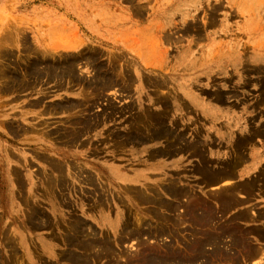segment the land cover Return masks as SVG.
Here are the masks:
<instances>
[{"label":"rangeland","instance_id":"rangeland-1","mask_svg":"<svg viewBox=\"0 0 264 264\" xmlns=\"http://www.w3.org/2000/svg\"><path fill=\"white\" fill-rule=\"evenodd\" d=\"M159 256L264 264V0H0V264Z\"/></svg>","mask_w":264,"mask_h":264},{"label":"bare ground","instance_id":"bare-ground-1","mask_svg":"<svg viewBox=\"0 0 264 264\" xmlns=\"http://www.w3.org/2000/svg\"><path fill=\"white\" fill-rule=\"evenodd\" d=\"M166 7H167V6H166ZM31 63H32V62H31ZM33 65H34V64H33ZM37 66H39V65H37ZM37 68H38V67H37ZM27 69H28V68H27ZM33 69H34V67H33ZM41 69H42V68H41ZM41 69H39V70H41ZM42 70H43V69H42ZM67 70H68V69H67ZM67 70H66V71H67ZM32 71H33V70H32ZM64 71H65V70H63V72H64ZM36 72H37V71H36ZM60 72L62 73L61 69H60ZM60 72H59L58 74L61 75ZM40 73H41V72H40ZM40 73H39V74H40ZM50 73H51V72H50ZM53 73H54V72H53ZM56 73H57V72H56ZM34 74H35V72H34ZM63 74H64V73H63ZM51 75H53V74L51 73ZM32 76H33V75H32ZM32 76H29V78H30V77L32 78ZM72 76H73V75H72ZM22 77H23V76H22ZM65 77H66V75H65ZM65 77H64V78H65ZM25 78H26V76H25ZM32 79H33V78H32ZM18 80H19V79H18ZM49 80H50V79H49ZM28 81H30V80H28ZM21 82H22V81H21ZM19 84H20V83H19ZM29 84H30V83H29ZM21 85H22V84H21ZM23 85H24V84H23ZM26 85H27V84H26ZM8 86H9V85H8ZM5 88H6V87H5ZM62 107H63V106H62ZM207 170H208V169H207ZM209 170H210V169H209ZM224 170H225V169H224ZM56 171H57V170H56ZM204 172H205V171H204ZM208 172H209V171H208ZM202 173H203V172H202ZM205 173H207V172H205ZM226 174H227V173H226V172H223V171H221V172L213 171V172H211V173H209V174L207 173V175H209V180H207V183H208V182L210 183L209 186L211 185V186H212L211 188H214V185H215L214 183H215L216 181H217V182H218V181H221V182H220L221 185H218V186H220V187H221L223 184H228V183L231 182V181H229V178H224V177H227V176H225ZM203 176H204V175H202V177H203ZM200 180H203V179H200ZM51 181H52V180H51ZM61 181H62V179H61ZM18 182H19V181H18ZM200 182H201V181H200ZM212 183H213V184H212ZM64 184H65V183H64ZM217 184H218V183H217ZM205 185H206V184H205ZM60 186H61V185H60ZM47 187H48V185H47ZM166 187H167V186H166ZM204 187H205V186H204ZM206 187H207V186H206ZM216 187H217V186H216ZM222 187H223V186H222ZM222 187H221V188H222ZM250 187H251V186H250ZM262 187H263V185H262ZM162 188H163V187H162ZM207 188L210 189V187H207ZM166 189H168V188H166ZM253 189H254V188H253ZM65 190H66V189H65ZM168 190H169V189H168ZM176 190H177V191H176ZM176 190H175V188L173 189V188L170 187V190H169V191H170L171 193H173V194H176V195L181 193V192L179 193V190H178V189H176ZM164 191H165V190H164ZM137 192H138V191H137ZM166 193H168V191H167ZM183 193H184V192H183ZM140 194H141V193H139V195H140ZM139 195H138V196H139ZM140 196H141V195H140ZM147 196H148V195H146V197H147ZM170 196L173 197V195H170ZM180 196H181V194H180ZM146 197H145V198H146ZM138 198H139V197H138ZM138 198H137V199H138ZM142 198H143V197H141V199H142ZM139 199H140V198H139ZM160 199H161V198H160ZM218 199H219V198H218ZM158 200H159V199H158ZM161 200H162V199H161ZM156 201H157V200H156ZM158 202H160V201H158ZM162 204H163V202H162ZM64 206H65V205H64ZM164 206H165V205H164ZM166 206H167V205H166ZM168 206H169V205H168ZM173 206H174V205H173ZM67 207H68V206H67ZM34 208H36V207H34ZM192 209H193V208H192ZM194 211H195V209H194ZM204 211H205V210H204ZM34 212H35V211H34ZM189 212H190V214H191V211H189ZM207 212H208V211H207ZM65 213H66V212H65ZM192 213L195 215L194 212H192ZM210 213H211V212H210ZM202 214H203V213H202ZM205 214H207L206 211H205ZM192 216H193V215H191V217H192ZM198 216H201V215H198ZM33 217H34V216H33ZM72 217H73V216H72ZM191 217H190V219L193 218V217H192V218H191ZM206 217H207V216H206ZM41 218H42V217H41ZM43 218H44V217H43ZM195 218H196V217H195ZM200 218L203 219L202 217H200ZM242 218H243V217H242ZM193 219H194V218H193ZM193 219H192V221H193ZM207 219H208V218H207ZM210 219H211V218H210ZM197 220H199V219L197 218ZM203 220H204V219H203ZM42 221H43V219H42ZM167 221H168V220H167ZM205 221H206V220H205ZM207 221H208V220H207ZM207 221H206V222H207ZM80 222H81V221H80ZM80 222H79V225H80ZM82 222H83V221H82ZM197 222H198V221H197ZM41 223H42V222H41ZM208 223H210V220H209ZM42 224H43V223H42ZM81 224H82V223H81ZM196 224H197V223H196ZM206 224H207V223H206ZM70 225H71V224H70ZM72 225H73V224H72ZM72 225H71V226H72ZM201 225H202V224H201ZM201 225H200V226H201ZM42 226H43V225H42ZM198 226H199V225H198ZM36 227H38V226H36ZM72 227H73V226H72ZM163 227H164V226H163ZM74 228H75V227H74ZM234 229H235V228H234ZM250 229H252V228L250 227ZM256 229L258 230V228H255V231H256ZM65 230H66V229H64L63 231H65ZM220 230H222V229H220ZM237 230H239V229H237ZM253 230H254V229H253ZM259 230H260V229H259ZM262 230H263V229H262ZM162 231H163V230H162ZM222 231H223V230H222ZM222 231H221V232H222ZM244 231H246V229H244ZM251 231H252V230H251ZM154 232H155V231H154ZM205 232H206V230H205ZM205 232H203V233H205ZM234 232H236V231L234 230ZM234 232L232 231V234H234ZM237 232H238V231H237ZM246 232L248 233V229H247ZM203 233H202V234H203ZM206 233H208V232H206ZM257 233H259V232H257ZM194 234H195V233H194ZM244 234H245V233H244ZM152 235H153V233H152ZM205 235H206V234H205ZM68 236H69V235H68ZM196 236H197V235H196ZM201 236H202V235H201ZM66 237H67V236H66ZM66 237H65V239H66ZM63 238H64V237H63ZM106 238H107V237H106ZM211 238H213V237H211ZM74 239H75V238H74ZM79 239H80V238H79ZM192 239H193V238H192ZM197 239L199 240V238H197ZM197 239H196V240H197ZM216 239H217V236H216ZM260 239H262V238H260ZM75 240H77V239H75ZM90 240H91V239H90ZM198 240H197V241H198ZM213 240H214V239H213ZM66 241H67V240H66ZM71 241H72V240H71ZM103 241H104V240H103ZM211 241H212V240H211ZM215 241H216V240H215ZM220 241H221V240H220ZM237 241H239V240H237ZM240 241H241V239H240ZM59 242H60V240H59ZM76 242H77V241H76ZM95 242H96V241H95ZM190 242H191V240H190ZM235 242H236V241H235ZM245 242H246V241H245ZM90 243H93V242H90ZM97 243H98V242H97ZM97 243H96V246L100 247L101 245L99 246V244H97ZM99 243H100V241H99ZM109 243H110V242H109ZM109 243H108V244H109ZM181 243H182V242H181ZM195 243H196V242H195ZM242 243H243V242H241V244H242ZM94 244H95V243H94ZM100 244H101V243H100ZM184 244H185V243H184ZM184 244H183V245H184ZM208 244H209V243H208ZM213 244H214V243H213ZM243 244H244V243H243ZM86 245H87V244H86ZM91 245H92V244H90L89 247H90ZM218 245H219V244H218ZM239 245H240V244H239ZM70 246H71V245H70ZM83 246H84V248H85V245H83ZM94 246H95V245H94ZM166 246H167V245H166ZM190 246H191V245H190ZM190 246H189V247H190ZM199 246H200V243H198L197 246H195L196 248H194V249H195L194 251H197V252L200 251V250H198ZM79 247H80V246H79ZM89 247H88V248H89ZM109 247H110V246H107L108 249H109ZM100 248H101V247H100ZM102 248H104V247H102ZM111 248H112V247H111ZM111 248H110V249H111ZM164 248H165V247H164ZM168 248H169V247H168ZM253 248H256V247L254 246ZM98 249H99V248H98ZM108 249H107V250H108ZM186 249H187V247H186ZM191 249H192V246H191ZM199 249H200V248H199ZM220 249H221V248H220ZM258 249H259V248H258ZM105 250H106V249H105ZM167 250H169V249H167ZM175 250H176V249H175ZM177 250H178V249H177ZM179 250H180V249H179ZM179 250H178V253H179ZM188 250H189V249H188ZM201 250H203V248H202ZM62 251H64V250H62ZM65 251H66V250H65ZM97 251H98V250H97ZM101 251H102V250H101ZM103 251H104V250H103ZM103 251H102V252H103ZM111 251L114 252L112 249H111ZM180 251H181V250H180ZM183 251H184V250H183ZM218 251H220V250L218 249ZM248 251H249V250H248ZM248 251H247V252H248ZM255 251H257V250H255ZM255 251H254V252H255ZM163 252H164V251H162V253H163ZM166 252H167V251H166ZM170 252H171V251H170ZM184 252H185V251H184ZM221 252H223V251L221 250ZM63 253H64V252H63ZM65 253H66V252H65ZM69 253H70V252H69ZM73 253H75V251H74ZM174 253H175V252H174ZM198 253H199V252H198ZM219 253H220V252H219ZM223 253H224V252H223ZM248 253H250V252H248ZM260 253H261V252H260ZM76 254H77V253H76ZM107 254H108V253H107ZM109 254H110V253H109ZM152 254H153V253H152ZM163 254H164V253H163ZM179 254H182V253H179ZM78 255H79V253H78ZM143 255H144V254H143ZM189 255H190V254H189ZM194 255H195V254H194ZM196 255H197V254H196ZM224 255H225V254H224ZM247 255H248V254H247ZM251 255H252V254H251ZM70 256H71V255H70ZM70 256H68V258H69ZM149 256H150V255H149ZM154 256H155V255H154ZM174 256H175V260L173 259V261H175L176 263L179 262V261L181 262V259H180L179 255L175 254V255H173V257H174ZM198 256H199V254H198ZM198 256H197V257H198ZM220 256H221V255H220ZM222 256H223V255H222ZM222 256H221V257H222ZM257 256H258V254H257V252H255V253H254V258H256ZM60 257H61V256H60ZM73 257H74V256H73ZM79 257H80V256H79ZM82 257H83V256H82ZM85 257H86V255H85ZM85 257H84V258H85ZM97 257H98V256H97ZM99 257H100V256H99ZM146 257H147V256H146ZM159 257L161 258L162 256H159ZM182 257H183V256H182ZM71 258H72V256H71ZM77 258H78V257H76V259H77ZM84 258H83V259H84ZM101 258H103V257L101 256ZM157 258H158V257H157ZM162 258H163V257H162ZM162 258L157 260L155 257H149L148 259H146V264H151V262H154L153 264H164L166 261L169 263V260H167L168 257H166V260H165V259H162ZM164 258H165V257H164ZM189 258H190V257H189ZM219 258H220V257H219ZM219 258H218V259H219ZM226 258H227V257H226ZM248 258H249V257H248ZM254 258H252V259H254ZM257 258H258V257H257ZM62 259H63V258H62ZM69 259H70V258H69ZM73 259H75V257H74ZM85 259H88V257H86ZM170 259H171V258H170ZM183 259H184V257H183ZM185 259H186V258H185ZM185 259H184V260H185ZM200 259H201V258H200ZM200 259H198V260H200ZM202 259H203V258H202ZM214 259H215V258H214ZM218 259H216V260L218 261ZM221 259H222V258H221ZM224 259H225V258H224ZM230 259H231V258H230ZM252 259H251V260H252ZM79 260H80V259H79ZM100 260H101V259H100ZM144 260H145V259H143V261H144ZM190 260H191V258H190ZM198 260H196V261H198ZM225 260H227V259H225ZM225 260H224V261H225ZM256 260H257V259H256ZM70 261H71V260H70ZM77 261H78V260H77ZM81 261H82V260H81ZM89 261H90V260H89ZM185 261H186V260H185ZM200 261H201V260H200ZM230 261H231V260H230ZM230 261H229V262H230ZM86 262H87V261H86ZM201 262H203V261H201ZM209 262H210V261H209ZM209 262H206V261H205L204 263H207V264H208ZM211 262H212V261H211ZM225 262H227V261H225ZM232 262H233V261H232ZM235 262H236V260H235ZM249 262H252V261H249ZM78 263H79V261H78ZM87 263H88V262H87ZM106 263H108V262H106ZM143 263H145V261H144ZM171 263H172V262H171ZM171 263H170V264H171ZM176 263H175V264H176ZM190 263H191V262H190ZM196 263H197V262H196ZM214 263H215V262H214ZM237 263H238V262H237ZM83 264H84V263H83ZM172 264H174V262H173ZM193 264H195V262H193ZM202 264H203V263H202ZM209 264H211V263H209ZM212 264H213V263H212Z\"/></svg>","mask_w":264,"mask_h":264},{"label":"water","instance_id":"water-1","mask_svg":"<svg viewBox=\"0 0 264 264\" xmlns=\"http://www.w3.org/2000/svg\"><path fill=\"white\" fill-rule=\"evenodd\" d=\"M239 171H240V167L235 166L234 164H230L226 167V175L227 177L224 178H229V181L231 182H237L238 178H239ZM221 181H216L214 184V186H218L221 185L220 183ZM218 183V184H217ZM213 184V183H212Z\"/></svg>","mask_w":264,"mask_h":264}]
</instances>
